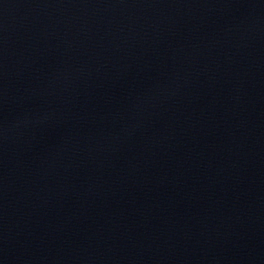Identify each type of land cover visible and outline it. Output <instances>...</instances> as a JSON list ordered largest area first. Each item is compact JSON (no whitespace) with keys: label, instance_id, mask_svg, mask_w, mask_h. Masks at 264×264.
Wrapping results in <instances>:
<instances>
[{"label":"water","instance_id":"95a60500","mask_svg":"<svg viewBox=\"0 0 264 264\" xmlns=\"http://www.w3.org/2000/svg\"><path fill=\"white\" fill-rule=\"evenodd\" d=\"M0 264H264V0H0Z\"/></svg>","mask_w":264,"mask_h":264}]
</instances>
